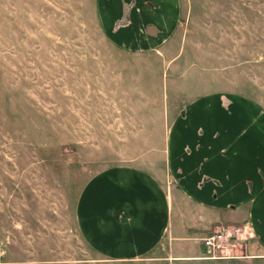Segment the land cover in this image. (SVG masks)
<instances>
[{"label": "rangeland", "instance_id": "374dc122", "mask_svg": "<svg viewBox=\"0 0 264 264\" xmlns=\"http://www.w3.org/2000/svg\"><path fill=\"white\" fill-rule=\"evenodd\" d=\"M104 1L0 0V264H112L77 231L89 180L157 172L168 122L199 96L264 118V0H174L151 49L104 35Z\"/></svg>", "mask_w": 264, "mask_h": 264}, {"label": "crops", "instance_id": "0c3cea01", "mask_svg": "<svg viewBox=\"0 0 264 264\" xmlns=\"http://www.w3.org/2000/svg\"><path fill=\"white\" fill-rule=\"evenodd\" d=\"M99 11L102 32L121 47H156L175 24L174 0H105ZM245 106L234 95L189 100L167 124L162 168L114 167L84 185L76 227L99 259L264 264V127L255 122L264 118ZM218 226L244 235L230 257L205 258L200 240Z\"/></svg>", "mask_w": 264, "mask_h": 264}, {"label": "built area", "instance_id": "2783aa9c", "mask_svg": "<svg viewBox=\"0 0 264 264\" xmlns=\"http://www.w3.org/2000/svg\"><path fill=\"white\" fill-rule=\"evenodd\" d=\"M244 229L238 227L218 226L206 234L200 243L206 251L205 258L216 259L230 257L234 241L244 235Z\"/></svg>", "mask_w": 264, "mask_h": 264}]
</instances>
